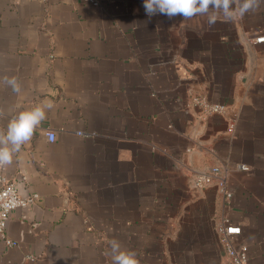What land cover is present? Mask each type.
Instances as JSON below:
<instances>
[{
    "label": "crops",
    "instance_id": "crops-1",
    "mask_svg": "<svg viewBox=\"0 0 264 264\" xmlns=\"http://www.w3.org/2000/svg\"><path fill=\"white\" fill-rule=\"evenodd\" d=\"M97 1L0 0V129L17 108L53 102L3 168L38 200L10 214L16 245L0 240V264H112V238L140 264H227L224 219L248 263L264 264V4L209 26L149 18L143 0ZM212 167L230 201L196 186Z\"/></svg>",
    "mask_w": 264,
    "mask_h": 264
},
{
    "label": "clouds",
    "instance_id": "clouds-1",
    "mask_svg": "<svg viewBox=\"0 0 264 264\" xmlns=\"http://www.w3.org/2000/svg\"><path fill=\"white\" fill-rule=\"evenodd\" d=\"M261 4L264 0H143L149 18L154 15H164L169 20L177 15L183 19L205 16L209 26L214 25L219 17L228 22L242 20ZM4 82L13 92L20 93L21 87L15 76L4 77ZM52 107L53 102L48 100L13 111L6 126L0 129V167L12 163L14 154L21 151L46 119V109ZM109 246L112 264H140L136 251L123 248L118 239L112 238Z\"/></svg>",
    "mask_w": 264,
    "mask_h": 264
},
{
    "label": "built area",
    "instance_id": "built-area-1",
    "mask_svg": "<svg viewBox=\"0 0 264 264\" xmlns=\"http://www.w3.org/2000/svg\"><path fill=\"white\" fill-rule=\"evenodd\" d=\"M85 3L97 5V0H82ZM256 43H263L264 37L257 38ZM192 102L200 106L204 113L208 114H221L224 112V105L217 103H210L206 98L201 96H195L192 98ZM2 114L0 113V119ZM47 140L53 142L54 134L47 132ZM3 167H0V240L8 247L15 246V242L7 237L6 230L9 221L10 214L18 209L24 208L28 205L35 204L38 200V196H30L23 198L19 195V188L26 183V177H22L20 180L13 181L8 179L3 174ZM245 170L244 166L240 167ZM215 183L217 188L223 194L226 201H230L231 194L225 188L223 178L220 176V170L217 167L210 168L209 171L202 173L196 180V186H203ZM219 236V243L223 247L224 252L228 258L227 264H249L247 251L244 246H235L232 243V239L241 234V228L230 224L226 219L222 220L216 229ZM28 259L34 260V257L29 256Z\"/></svg>",
    "mask_w": 264,
    "mask_h": 264
}]
</instances>
